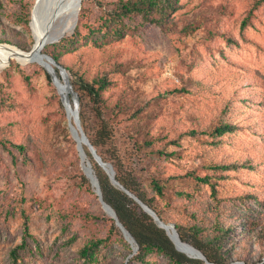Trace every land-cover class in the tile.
<instances>
[{"label":"rangeland","instance_id":"obj_1","mask_svg":"<svg viewBox=\"0 0 264 264\" xmlns=\"http://www.w3.org/2000/svg\"><path fill=\"white\" fill-rule=\"evenodd\" d=\"M117 1L85 0L83 33L96 29L105 37L61 47L76 29L55 39L71 0L45 1L37 24L36 0H0V45L29 54L40 38L46 41L35 57L14 56L0 68V264H173L158 251L138 261L139 245L103 205L81 121L73 116L74 75L108 81L100 117L89 115L95 131L109 134L102 153L114 174L113 163L186 233L200 223L199 238L219 264H264V0H180L173 28L136 20L122 38L100 30ZM54 46L72 72L47 57ZM223 122L232 131L212 136ZM207 174L214 188L197 180ZM23 212L30 234L15 261ZM113 222L121 234L94 259L83 258L82 248L108 237ZM166 225L176 250L214 264L187 251L194 246Z\"/></svg>","mask_w":264,"mask_h":264},{"label":"trees","instance_id":"obj_2","mask_svg":"<svg viewBox=\"0 0 264 264\" xmlns=\"http://www.w3.org/2000/svg\"><path fill=\"white\" fill-rule=\"evenodd\" d=\"M84 3L85 0H82L81 4L83 5ZM179 8L180 0H118L115 3V7L111 11L107 12L100 30L105 29V33H111L116 38H122L126 35L128 27H130L129 22L131 23L136 20L146 25L173 28L174 17ZM85 18L86 12L82 7L79 12V18L77 19L75 33L71 38L62 40L61 47L75 46L80 43L82 39H86L88 41L92 40L94 43H97L105 37V35H103L104 37H97L96 29H89V32L84 34L82 25ZM28 23L29 19H25L24 24L28 25ZM57 49L58 47L54 46L53 49L45 53L52 57L59 65L63 66L66 71L72 72L68 67L61 63V55ZM74 76L75 77L70 80V83L78 94L79 118L83 131L90 143L93 145L97 154L105 162L107 160L105 155L102 153V148L106 145V141L109 139V134L106 130L103 133L95 131L89 112H92L100 117L101 96L102 92L108 86V81L106 78H97L92 82H89L81 76ZM25 79L28 80V77H25ZM232 129L233 126L230 123L223 122L219 126L215 127L210 134L212 136L217 135L218 137L226 132L232 131ZM15 147L25 156L26 151L24 145H15ZM86 152L94 166L103 200L114 210L118 220L139 245V253L136 256L138 261L146 262L150 254L158 251L165 257H168L173 264H205L204 261L189 258L176 250L170 238L167 236L166 231L157 225L153 217L141 209L134 198L129 196L122 189L115 187L111 182V177H109V175H107L100 168V166L95 163L90 151L86 150ZM74 164L75 163L73 162V165ZM113 165L116 170L115 179L123 187L141 199L165 224L174 225L179 233L180 239L184 242L191 243L196 249L201 251L209 263L219 264L208 253L206 249L208 243H204V241L199 238V235L203 231L200 223H193V225L188 226L187 230H189V232L186 233L183 225L176 220L170 219L168 214H166L165 211L156 203L155 199L153 197H149L147 192L136 184V181L131 174H127L119 165L115 163H113ZM229 167L230 165H217L215 170H224ZM106 170L109 171L108 169ZM197 180L201 183L211 185L212 188H214L213 177L211 174H207L204 177H197ZM153 184L157 193L163 194L164 188L157 181H153ZM21 215L25 219L24 238L22 244L16 246L11 251V255L15 261H17L18 258V250L26 247L27 237L30 234L28 216L25 212L21 213ZM167 231L171 234L169 230ZM120 234L121 231L117 227L116 222H113L109 236L104 239L92 241L91 243L85 245V247L81 250L82 257L89 260L94 259L96 251L103 243L111 241L113 235L119 236Z\"/></svg>","mask_w":264,"mask_h":264},{"label":"bare ground","instance_id":"obj_3","mask_svg":"<svg viewBox=\"0 0 264 264\" xmlns=\"http://www.w3.org/2000/svg\"><path fill=\"white\" fill-rule=\"evenodd\" d=\"M45 1H47V0H36L35 7L33 9V20H34L35 24H37L39 21L38 19L41 16ZM69 1L70 0H68V2ZM70 5H71V14H70L69 18L67 19V21L65 22L64 27L60 30L59 34L56 36L55 39H58L59 37L63 36L69 30L74 29L77 25V19H78L77 16L79 15L80 7H81V1L80 0H71ZM45 44H46V41H44L40 38L38 45H36L34 50L29 54H27L25 52L21 53L22 51L20 52L19 49H15V48L7 46V45H0V68L4 67L11 60V58L14 56H17L21 59H27L29 57H35L38 54L41 47L44 46ZM76 114H77V111L74 109L73 110V116H76ZM79 141H80V139H79ZM102 165H105V166L110 168L111 171H108V172H109L110 176L113 177V172H112L111 167L106 163H102ZM87 174L92 179L94 185L97 186V183L94 180L93 175L90 172H88ZM114 184L116 186H118L119 188H121L118 184H116V183H114ZM132 198H134V197H132ZM106 209L111 214V216H114L113 212L108 207H106ZM158 222H160V221H158ZM160 224L164 229L169 230L171 228L169 226L163 225L162 223H160ZM174 235H175V233H174ZM187 251L194 253V254L200 256L201 258L205 259V257L203 256V253L201 251H198V249H196L194 247H190L189 249L187 248Z\"/></svg>","mask_w":264,"mask_h":264},{"label":"water","instance_id":"obj_4","mask_svg":"<svg viewBox=\"0 0 264 264\" xmlns=\"http://www.w3.org/2000/svg\"><path fill=\"white\" fill-rule=\"evenodd\" d=\"M81 2H82V0H80ZM77 18H78V16H77ZM20 51V50H19ZM21 52V51H20ZM21 53H23V52H21ZM49 59H51L63 72H66V70L62 67V66H60V65H58L57 64V62L52 58V57H50V56H47ZM77 120H78V123H80V118H79V99H78V97H77ZM83 137H84V139H85V141H86V143L88 144V146H89V148H90V151H91V153H92V155H93V157L98 161V163L99 164H101L102 165V163H105V162H103V160L101 159V157L97 154V152H96V150L94 149V147H93V145L90 143V141H89V139L87 138V136L83 133ZM111 180H112V182L113 183H116V184H118L121 188L120 189H122L123 191H125L129 196H131V197H134L135 199H136V201L137 202H139L141 205H143V207L145 208V210H147V212H149L153 217H154V219L157 221H160V222H158V223H162L163 225H165V226H167L166 224H164L159 218H158V216L156 215V213L151 209V208H149L146 204H144L141 200H139L133 193H131L129 190H127L125 187H123L116 179H115V174H114V172H113V177H111ZM99 196H100V199H101V201H102V203H103V205H106V206H108L113 212H114V210L103 200V197H102V193H101V190H100V187H99ZM114 214H115V212H114ZM115 218H116V221H117V224L121 227V229H123L126 233H128L129 235H130V233L125 229V227L122 225V223L118 220V218H117V215L115 214ZM161 225V224H160ZM199 251V250H198ZM204 256V255H203Z\"/></svg>","mask_w":264,"mask_h":264}]
</instances>
